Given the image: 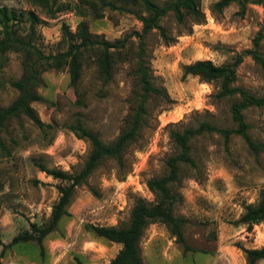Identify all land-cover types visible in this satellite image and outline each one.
I'll list each match as a JSON object with an SVG mask.
<instances>
[{
    "label": "rangeland",
    "instance_id": "1",
    "mask_svg": "<svg viewBox=\"0 0 264 264\" xmlns=\"http://www.w3.org/2000/svg\"><path fill=\"white\" fill-rule=\"evenodd\" d=\"M111 1L122 9L104 8L98 16L76 0H58L48 7L32 0H0V10L14 12L16 19L8 25L26 40L32 34L29 16H35L38 21L31 41L49 55L67 50L63 29L75 33L81 22L109 42L141 32L138 18L146 15L144 9L127 0ZM218 1L199 0L205 14L201 24L191 19L179 24L171 13L164 17L161 25L171 39L168 44L155 30L147 36L152 83L164 95L151 96L139 135L125 149L123 166L113 159L102 161L75 189L67 214L44 238L42 247L37 241L13 245L5 250L1 264H110L122 245L99 237L91 226L125 227L137 200L154 203L147 182L165 176L168 158L180 152L171 133L196 129L201 123L221 130L237 128L230 113L234 99L217 97L218 81L208 83L184 75V67L197 60L216 65L230 62L253 48L259 32L264 57V6L248 5L241 16L235 3L217 12ZM137 48V38L131 37L114 64L109 83L100 79L96 55L86 52L77 93L67 68L44 72L37 87L42 101L31 105L50 127L40 129L23 114L5 122L0 130V254L3 245L16 236L49 224L60 198L58 187L68 185L41 166L71 175L83 169L91 144L71 129L76 120L105 144L115 141L126 128L138 102ZM22 73L20 53L0 54L1 108L18 97L12 84ZM235 86L264 97V67L244 55ZM243 114L252 141L264 144V108L250 107ZM190 146L195 165L180 164L179 180L170 185L177 198L174 215L185 220L181 230L188 249L164 223L154 222L140 242L143 263L248 264L242 249L264 247V221L244 224L240 219L264 192V150L253 151L239 134H231L226 141L220 132L196 136Z\"/></svg>",
    "mask_w": 264,
    "mask_h": 264
},
{
    "label": "trees",
    "instance_id": "2",
    "mask_svg": "<svg viewBox=\"0 0 264 264\" xmlns=\"http://www.w3.org/2000/svg\"><path fill=\"white\" fill-rule=\"evenodd\" d=\"M40 6L48 7L51 3L55 4L58 0H32ZM79 5L91 9L98 16L100 10L109 8L111 10H121L122 7L115 5L111 0H76ZM132 6H140L146 15L138 19L142 24L141 32L125 36L122 40L109 42L90 32L86 22H81L75 33H71L67 28L63 29V39L67 41V50L57 54H44L31 41V35L35 33L34 25L38 19L30 15L32 34L26 40L17 35L8 23L15 20L14 12L6 9L0 10V54L9 51L18 52L22 55L23 73L19 80L13 82V87L18 91V97L7 108L0 107V130L5 122L10 118L21 114L28 117L40 129L50 127L46 125L32 107V103L42 101L37 87L42 83V74L49 70H61L67 68L70 75L71 85L75 92H78V85L82 75V58L86 52H93L96 55V64L100 79L104 83H109L113 77L114 64L122 56V51L126 48L127 42L131 37L138 40L136 52L135 77L138 87V102L131 110L126 122V128L110 144H105L100 137L86 129L81 120L77 119L72 130L80 138H86L91 144V152L84 164L83 169L75 175L67 174L64 171L48 170L41 166L42 171L55 179L65 181L67 186H59L60 198L54 206L49 224L42 229L27 231L23 235L16 236L10 244L3 245L0 258L5 250L19 243L37 241L42 247V242L46 236L52 233L60 219L67 214L66 207L70 203L75 189L83 185L91 176L98 165L106 160H116L120 167L124 164V152L126 147L134 142L140 132L144 117L147 115V103L151 96H163V91L152 83L151 70L146 60V38L154 30L159 33L161 38L168 44L171 42L166 29L161 25V21L168 14H173L179 24H184L186 19H191L196 24H201L205 20L199 0H168L159 3L157 0H127ZM232 3L239 7V14L243 16L248 5L258 4L264 6V0H219L214 8L221 12ZM83 16V13H81ZM263 35L257 34L253 41V48L244 54H238L232 61L216 65L211 60H197L184 67V75L199 77L204 82L218 81L220 90L217 93L219 98H231L234 102L230 106V113L233 122L237 125L235 130L218 129L208 123H201L196 129H185L182 132L173 131L171 138L179 147L180 152L176 156L168 158L166 166L168 173L159 178H152L147 182L148 189L155 197L152 204H147L143 200H137L132 212L131 219L125 227H94L93 231L99 237L108 241L122 245L121 250L110 262V264H144L140 249V242L147 227L154 222L164 223L176 240L188 249L183 232L182 224L185 220L174 215V205L177 201L172 193L170 185L179 180L180 164L195 165L191 157V140L203 133L220 132L226 141L231 134H239L253 151L264 150V144H257L248 135V125L245 122L243 112L250 107L264 108V97H257L247 91L236 87L237 68L242 64L244 55H249L256 63L264 67V57L260 52L259 46ZM264 221V192L259 202L255 206L248 207L245 214L240 219L241 223L254 224ZM35 227V226H33ZM248 264H256L264 260V247L259 249H242ZM1 264V261H0ZM82 264V263H79Z\"/></svg>",
    "mask_w": 264,
    "mask_h": 264
}]
</instances>
